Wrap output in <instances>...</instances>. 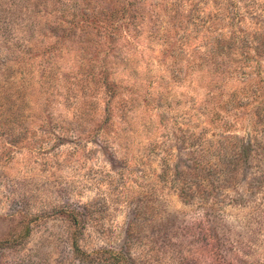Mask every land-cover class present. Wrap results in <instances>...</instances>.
<instances>
[{
    "label": "rangeland",
    "instance_id": "374dc122",
    "mask_svg": "<svg viewBox=\"0 0 264 264\" xmlns=\"http://www.w3.org/2000/svg\"><path fill=\"white\" fill-rule=\"evenodd\" d=\"M86 1L0 0V74L56 63L0 115V264H264V0H125L58 49Z\"/></svg>",
    "mask_w": 264,
    "mask_h": 264
},
{
    "label": "trees",
    "instance_id": "16d2710c",
    "mask_svg": "<svg viewBox=\"0 0 264 264\" xmlns=\"http://www.w3.org/2000/svg\"><path fill=\"white\" fill-rule=\"evenodd\" d=\"M92 1L87 0L78 12L72 11L67 16L63 13L64 21H57L55 25L48 23V27L52 33H56L58 42L57 48L62 50V43L65 39H73L74 37L79 40L85 41V34L90 33V29L98 32V35L113 34L112 25L129 12V4L125 0H112L110 9L103 8L102 10H92L96 6H91ZM33 23V22H31ZM104 27V32L99 31V27ZM39 27V26H38ZM4 33L8 34L9 30L4 29ZM100 33V34H99ZM89 39H94L90 37ZM36 45L25 43L23 49L26 50L27 56L19 58L17 61L13 60L12 63L4 62L6 65L5 71L0 75V115L7 117H21L24 114L23 110L27 104L28 87L38 85V87L47 92L50 90L51 84L54 83L56 74H54V67L56 63L53 61V56L47 48L41 52L32 54L31 51ZM87 50V49H86ZM45 51V52H44ZM35 52V51H34ZM37 59L41 60L37 63ZM11 61V59H8ZM44 62V64H41ZM88 66H90L88 64ZM90 67L88 71H80L78 80L88 86L95 87L101 82L104 87L111 89L115 86L114 83L107 80L104 76L97 78L96 73ZM37 75V78L35 76ZM100 80V81H99ZM117 264H120L119 257H116Z\"/></svg>",
    "mask_w": 264,
    "mask_h": 264
}]
</instances>
